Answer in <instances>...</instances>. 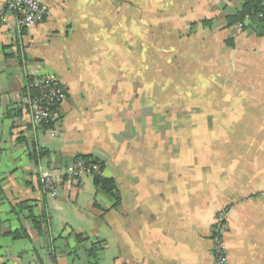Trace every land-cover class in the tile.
Masks as SVG:
<instances>
[{"label": "crops", "instance_id": "1", "mask_svg": "<svg viewBox=\"0 0 264 264\" xmlns=\"http://www.w3.org/2000/svg\"><path fill=\"white\" fill-rule=\"evenodd\" d=\"M39 1L46 18L19 31L0 0V264H78L71 233L111 241L103 264H217L218 218L229 264H264V19L228 26L243 0ZM24 61L68 87L57 138L30 133ZM78 156L103 164L117 207L91 176L46 196L38 167ZM24 201H46V238L14 212Z\"/></svg>", "mask_w": 264, "mask_h": 264}, {"label": "built area", "instance_id": "2", "mask_svg": "<svg viewBox=\"0 0 264 264\" xmlns=\"http://www.w3.org/2000/svg\"><path fill=\"white\" fill-rule=\"evenodd\" d=\"M5 11L12 12L17 19L18 30L30 28L40 24L46 18L49 7L46 3L39 0H6ZM4 11V12H5ZM1 15V23L6 22V18ZM257 17L264 19V1L262 10ZM242 27V25H238ZM24 75L27 81L26 87V111L29 118L31 135L35 141L42 133H47L50 138H57L61 135L60 127V106L66 101L68 87L61 83L57 78L45 72L41 64H30L22 62ZM37 160L40 155L37 150ZM41 164V163H40ZM39 181L43 190L50 198L58 197L59 190L65 175L70 176L71 180L80 182L85 176H101V167L93 159L77 160L67 169H57L55 167H38ZM69 178V179H70ZM225 218H218V226L214 228V240L216 242L215 254L217 264H229L226 247L219 237L222 222Z\"/></svg>", "mask_w": 264, "mask_h": 264}, {"label": "trees", "instance_id": "3", "mask_svg": "<svg viewBox=\"0 0 264 264\" xmlns=\"http://www.w3.org/2000/svg\"><path fill=\"white\" fill-rule=\"evenodd\" d=\"M264 0H243V6L241 11H239L236 15L229 16L228 26H233L234 24L243 21L246 17L255 16L260 13L262 10V3ZM46 155L45 150H40V158ZM36 157V153H35ZM90 160L93 159L95 163L99 164L101 170H103V164L91 156H78L77 160ZM37 160V159H36ZM94 184L102 191L104 194L110 196L115 203V207L118 206L120 202L119 191L114 179L104 178L103 176H95ZM42 187V186H41ZM0 192H2V188L0 186ZM95 207H98L97 202L94 204ZM14 212L16 214L24 215L25 220L29 223L33 230H35L39 236L45 237L47 235V230L49 227V216L47 215V207L46 201L42 212L36 213V208L34 202L24 201L14 207ZM14 239H22L28 238L27 230L21 226V228L17 229L10 233ZM75 239V242L79 246L72 249V256L74 260L78 264H102L100 255L104 253L106 244L104 241H88V238L82 233H71L70 237ZM46 238V237H45ZM89 242V243H88ZM85 249H82L80 246L85 245ZM50 261L55 262L54 257L50 255ZM40 264H45L44 261H40Z\"/></svg>", "mask_w": 264, "mask_h": 264}, {"label": "rangeland", "instance_id": "4", "mask_svg": "<svg viewBox=\"0 0 264 264\" xmlns=\"http://www.w3.org/2000/svg\"><path fill=\"white\" fill-rule=\"evenodd\" d=\"M86 177H90V176H85L83 177L82 179L86 178ZM87 183V189H90L91 187L93 188V186L90 185V180H86ZM42 186V184H41ZM43 187V186H42ZM94 192L96 193L97 190L94 189ZM99 195H102V191H100V189L98 188V192H97ZM104 194V193H103ZM47 197H49L47 195ZM85 199H87V197H85ZM75 204H73V202H68V204L64 203L63 205H61V207L57 208V210L55 211H52V216H53V221H58L60 217H66L67 219L69 220H72L73 221V216L75 215V208H76V212L78 210L81 211L82 209H85L86 207L84 206L85 205V201H81V204L77 207L76 205L74 206ZM52 222V220H51ZM88 241L90 242V240L88 239ZM88 242V243H89ZM91 243V242H90ZM110 245H111V250L110 251H106L105 250V255L107 256L106 258V261L109 260L108 262H110V260H112L114 258V254H118V250L117 248L113 249V244L112 242H108ZM104 254V253H103ZM103 254L100 255V259H101V263L103 264ZM106 264H108L106 262Z\"/></svg>", "mask_w": 264, "mask_h": 264}]
</instances>
